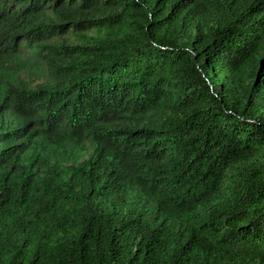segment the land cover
Segmentation results:
<instances>
[{
  "label": "trees",
  "instance_id": "obj_1",
  "mask_svg": "<svg viewBox=\"0 0 264 264\" xmlns=\"http://www.w3.org/2000/svg\"><path fill=\"white\" fill-rule=\"evenodd\" d=\"M0 264H264V0H0Z\"/></svg>",
  "mask_w": 264,
  "mask_h": 264
}]
</instances>
